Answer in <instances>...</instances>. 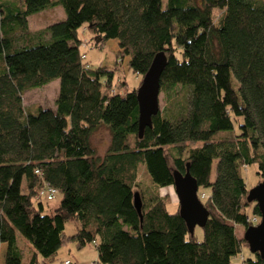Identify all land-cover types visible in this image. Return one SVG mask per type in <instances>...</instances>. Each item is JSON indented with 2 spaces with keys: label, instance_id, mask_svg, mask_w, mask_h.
Wrapping results in <instances>:
<instances>
[{
  "label": "trees",
  "instance_id": "obj_1",
  "mask_svg": "<svg viewBox=\"0 0 264 264\" xmlns=\"http://www.w3.org/2000/svg\"><path fill=\"white\" fill-rule=\"evenodd\" d=\"M58 7L63 20L29 32L28 17ZM213 10L221 11L216 24ZM81 29L92 47L116 40V62L127 58L140 78L157 54L166 57L164 107L141 139L136 91L120 94L114 68L83 63ZM55 80L54 109L23 107L24 93ZM100 127L109 134L102 157L90 144ZM252 165L264 181V0H0L3 264H51L67 244L92 245L95 264H230L247 249L234 227L260 218L241 175ZM140 166L152 186L147 196ZM186 171L208 213L201 242L160 194L173 188V173ZM44 184L61 196L49 213L35 201ZM69 223L77 226L66 235ZM17 235L32 250L26 259Z\"/></svg>",
  "mask_w": 264,
  "mask_h": 264
},
{
  "label": "rangeland",
  "instance_id": "obj_2",
  "mask_svg": "<svg viewBox=\"0 0 264 264\" xmlns=\"http://www.w3.org/2000/svg\"><path fill=\"white\" fill-rule=\"evenodd\" d=\"M21 0H19L20 2ZM221 16V11L219 10H213L212 12V18L214 23L216 24ZM64 19V13L61 7L54 8L47 10L45 12L39 13L37 15H32L28 17L27 19V26L29 32L35 33L38 31H41L45 29L46 27L59 22ZM78 39L80 41H86L88 44V47L85 50V60L83 61L84 64H86L90 69H96L99 66L102 67H108L109 69H113L115 72V77L113 79V85L117 84L118 89L117 92L120 94L129 93L131 91H136L140 84L142 78L134 75L127 66L128 59L124 58L121 60L120 63L116 62V54L118 52V43L116 40H109L104 42L100 47H92L90 46V40L92 36L88 32H84L83 29L78 31ZM92 44V43H91ZM118 59V58H117ZM119 60V59H118ZM117 60V61H118ZM116 67V68H115ZM125 83V88H122L120 86V83ZM58 88H59V82L58 80L52 81L48 83L47 85L43 86L40 89L30 90L24 93L22 96V104L24 108H28L31 111H35L36 109H44V108H52L54 105V101L56 99V96L58 94ZM178 90V89H176ZM183 93H181V96ZM171 100L175 99L174 93L171 95ZM164 100L165 96L163 93L159 94V109L161 110L164 107ZM90 144L91 147L94 149L95 154L97 156L102 157L109 145V134L106 128L100 127L90 137ZM200 144H186L185 148H197ZM241 175L245 181L246 190L249 191L253 187H255L258 183H260V179L257 176V166L252 165L247 167L246 169L241 170ZM139 188L141 189V193L143 196H147V194L152 193V186L150 185L149 181L147 180L146 175L144 174L143 167H139ZM215 180V165L212 166V171L210 175V181L213 182ZM165 193H168V199L171 201L172 205L175 207L177 205V199L174 196V193L170 190H164L160 191L161 195H164ZM205 193H208L207 190H205ZM61 196L56 195L55 199L52 202L45 203L43 202V208L45 210V213H49L48 211H53L54 208L58 207V204L60 202ZM172 205L167 206V210L169 213H173L174 207ZM254 204L250 205L249 208L246 210V213L248 217L251 215V209ZM252 218V217H251ZM77 226L75 223H69L65 228V234L69 235L74 232V228ZM235 235L237 239L243 241V234L245 232V228L240 226H235ZM18 238H21V240L27 245L28 248H30V245L19 235H17ZM194 238L197 242H201L203 239V233L200 228L194 229ZM63 250V249H62ZM67 250L63 251L62 254L66 255ZM86 256L88 258H92L95 256V250L92 245L87 246V250L85 251ZM249 254L247 249H243L241 254L236 256L231 260L230 264H242L244 259H248ZM63 259H61V262H58V264H62Z\"/></svg>",
  "mask_w": 264,
  "mask_h": 264
},
{
  "label": "water",
  "instance_id": "obj_3",
  "mask_svg": "<svg viewBox=\"0 0 264 264\" xmlns=\"http://www.w3.org/2000/svg\"><path fill=\"white\" fill-rule=\"evenodd\" d=\"M166 61L163 53L157 54L136 90L139 139H141L143 131L150 128L151 118L158 112L159 80L166 66ZM173 191L177 199L178 215L184 221L191 236L194 229H202L208 219V213L197 196L196 181L187 171L184 175L173 173ZM246 201L255 204L259 212L260 222L258 225L245 230L243 241L246 243L249 254H257L261 259H264V181L248 191ZM133 206L136 212L140 214L141 202L138 193L133 196Z\"/></svg>",
  "mask_w": 264,
  "mask_h": 264
},
{
  "label": "crops",
  "instance_id": "obj_4",
  "mask_svg": "<svg viewBox=\"0 0 264 264\" xmlns=\"http://www.w3.org/2000/svg\"><path fill=\"white\" fill-rule=\"evenodd\" d=\"M51 109H54V105ZM166 190L167 191L170 190V191H172V193H174L173 188L172 189H166ZM174 196H175V194H174ZM171 205H172V203H171ZM176 207H177V205H175L174 210ZM17 240H18V246L22 250L23 259H26L28 256L31 255L32 250H30V248H28L27 245L20 238L19 239L17 238ZM65 250H67L66 255L62 254V252ZM86 250H87V246L84 247L83 249L79 250V249H77V247L74 244H67L66 246H63L58 251L55 260L51 264H58V262H61L60 261L61 259H63L62 264H64L67 261H70L71 264H95V262L97 261L96 252H95L94 257L88 258L86 256V253H85ZM5 251H6V245L5 244L0 245V264H3Z\"/></svg>",
  "mask_w": 264,
  "mask_h": 264
},
{
  "label": "built area",
  "instance_id": "obj_5",
  "mask_svg": "<svg viewBox=\"0 0 264 264\" xmlns=\"http://www.w3.org/2000/svg\"><path fill=\"white\" fill-rule=\"evenodd\" d=\"M81 48H86L85 44H82ZM56 195H57V191L54 188L50 187L48 184H44L43 187L38 191V194L35 197V201L42 203L52 202L55 199ZM200 199H204L203 194L200 195ZM247 221L251 226H256L259 224L260 218L252 217V218H248ZM64 264H70V263L65 262Z\"/></svg>",
  "mask_w": 264,
  "mask_h": 264
}]
</instances>
